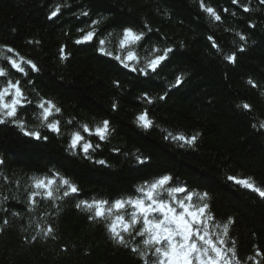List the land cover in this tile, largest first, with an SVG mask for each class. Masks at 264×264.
Masks as SVG:
<instances>
[{
    "label": "trees",
    "instance_id": "obj_1",
    "mask_svg": "<svg viewBox=\"0 0 264 264\" xmlns=\"http://www.w3.org/2000/svg\"><path fill=\"white\" fill-rule=\"evenodd\" d=\"M203 3L221 20L203 11L201 0H0V51L10 47L39 68L31 72L24 65L26 76L11 73L13 80H21L27 98L19 118L27 130L48 136L37 141L25 137L13 122L0 124V264H151V250L144 249L140 238L126 237L146 252L143 259L116 244L104 222L90 221L89 213L76 205L133 195L138 186L164 175L172 177L170 186L208 193L204 203L214 217L211 226H223L231 218L225 247L235 248L240 264H264V199L228 179L251 178L264 188V4ZM58 6V16L49 19ZM92 21L99 22L98 37L106 39L113 56L126 55L119 49L125 28L145 33L132 46L140 57L139 65L132 62L136 67L144 65L153 47L173 51L155 73L130 71L101 55L98 39L75 43L84 34L78 29L91 30ZM237 32L246 39L241 41ZM226 55H234V62L225 60ZM0 66L9 67L2 60ZM6 83L0 77V87ZM144 93L152 104L140 99ZM41 98L61 109L54 118L61 122L62 135L39 127L36 104ZM145 110L154 125L148 130L135 123ZM103 120L110 121L112 132L91 151V159L82 152L70 154L69 132ZM168 133L197 139L192 146H181L165 139ZM86 138L98 142L95 136ZM52 172L69 178L79 192L57 201L58 209L36 197L29 211L30 178ZM48 227L54 230L50 236L38 235Z\"/></svg>",
    "mask_w": 264,
    "mask_h": 264
},
{
    "label": "snow or ice",
    "instance_id": "obj_2",
    "mask_svg": "<svg viewBox=\"0 0 264 264\" xmlns=\"http://www.w3.org/2000/svg\"><path fill=\"white\" fill-rule=\"evenodd\" d=\"M233 4L239 3V0H232ZM264 4V0H260ZM201 8L215 21H220L221 16L212 7H208L201 0ZM247 12L249 9H243ZM60 13V7L54 9L49 19L55 18ZM81 15L87 16V12ZM99 22L92 21L89 25L91 30L85 31L78 29L84 34L75 40L76 44H84L87 42H95L98 39L97 51L101 55L113 57L115 60L130 71L139 72L147 75L149 72H157L163 62L168 59V54L173 51L167 47L159 49L153 47L144 58V65L136 67L140 63L139 55L132 50V46L138 45L144 39V32H135L130 28L123 30V36L119 39V49L126 50V55L119 54L113 56V52L106 49V39L99 38L96 27ZM236 35L241 41L246 37L237 32ZM212 40V37H209ZM213 48L219 50L218 45L213 42ZM243 51V48H240ZM11 53L12 55H5ZM161 53V54H157ZM61 60L67 59L64 47L60 49ZM16 57V58H14ZM229 63L234 62V55H226L224 57ZM0 60L6 61L7 66H0V77L6 78L7 83L0 87V124L13 122L23 133L25 137L33 138L37 141H47L48 136L42 135L38 130H27L25 123L19 118V109L24 106L26 96L21 86L19 78L13 80L11 73H19L26 76L27 69L31 72H38V66L31 60L17 56L14 49L8 47L0 51ZM119 87V82H114ZM181 79L178 77L176 84L179 85ZM253 87L257 85L249 81ZM140 99L147 104H152L153 99L144 93ZM160 100H164L165 96L161 95ZM30 104L31 101H28ZM36 107L39 112L36 118L40 120L39 127L46 129L57 136L62 135L61 122L55 119L61 113V109L57 107L51 100L41 98ZM113 110L117 109V104L112 105ZM243 109L250 110V105H242ZM135 123L148 130L152 128L153 121L149 118L148 110L139 113L136 116ZM264 128V123L260 125ZM82 129V131H81ZM112 129L109 120H103L94 127L87 124L80 125L79 129L69 132L67 141V150L72 155H79L81 152L84 158L91 159V151L101 147L102 142L108 140ZM95 136L98 140L93 144L91 140L86 138ZM198 135V134H197ZM181 142V146H192L197 136L186 137L184 135H174L168 133L164 138ZM143 162V161H141ZM3 161H0L2 164ZM97 164L104 165L106 161L97 160ZM32 184L26 189L28 210L32 211L36 206V197L42 200L51 201L52 206L58 209L57 201L63 200L69 196L79 192L78 187L67 177L61 176L59 172H52L47 177H31ZM228 179L237 185L244 187L260 198L264 199V188L254 184L251 178L238 179L229 176ZM172 177L164 175L151 182H145L135 189V194L120 197L115 200H107L95 198L92 201H80L76 207L82 208L89 213V220L97 223L104 222V226L109 233L110 239L116 244L129 248L133 253H137L142 259L146 256V252L138 246H132L130 240L140 238L144 249L151 250L153 259L151 264H240L234 247H225V237L228 236V225L232 223L231 218L223 226H211L210 222L214 221V217L208 213L209 204L204 203L208 197V193H193L186 186L176 185L170 186ZM197 198L194 202L193 197ZM7 199V198H6ZM17 215V213H13ZM8 221H5L7 223ZM219 228V231L217 229ZM53 229H39L38 235L43 233L45 237L53 233ZM55 237L53 236V239ZM33 239H36L33 236ZM231 253V255H229ZM256 255H261L257 252ZM251 259V257H249ZM145 264H148L145 261ZM259 264V262H256Z\"/></svg>",
    "mask_w": 264,
    "mask_h": 264
}]
</instances>
